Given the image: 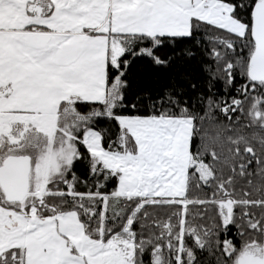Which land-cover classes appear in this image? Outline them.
Masks as SVG:
<instances>
[{
	"label": "snow or ice",
	"instance_id": "1",
	"mask_svg": "<svg viewBox=\"0 0 264 264\" xmlns=\"http://www.w3.org/2000/svg\"><path fill=\"white\" fill-rule=\"evenodd\" d=\"M0 264H264V0H0Z\"/></svg>",
	"mask_w": 264,
	"mask_h": 264
}]
</instances>
